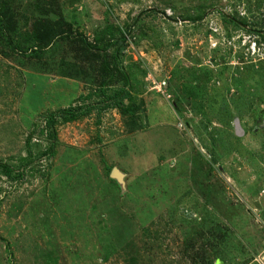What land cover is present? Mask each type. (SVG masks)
<instances>
[{
  "label": "rangeland",
  "instance_id": "374dc122",
  "mask_svg": "<svg viewBox=\"0 0 264 264\" xmlns=\"http://www.w3.org/2000/svg\"><path fill=\"white\" fill-rule=\"evenodd\" d=\"M0 264H264V0H0Z\"/></svg>",
  "mask_w": 264,
  "mask_h": 264
},
{
  "label": "trees",
  "instance_id": "16d2710c",
  "mask_svg": "<svg viewBox=\"0 0 264 264\" xmlns=\"http://www.w3.org/2000/svg\"><path fill=\"white\" fill-rule=\"evenodd\" d=\"M96 106H97V104H87V105H84L83 107L62 108V109H59L57 111L51 112L48 115V117H47V123H48V125L51 128V138L52 139L55 138V128H54V124L56 123V120L57 119H61V120H64V121L67 120V119H71L76 114L90 112ZM116 106L120 107V103L117 102L116 103ZM52 146H53V143H51V147Z\"/></svg>",
  "mask_w": 264,
  "mask_h": 264
},
{
  "label": "built area",
  "instance_id": "2783aa9c",
  "mask_svg": "<svg viewBox=\"0 0 264 264\" xmlns=\"http://www.w3.org/2000/svg\"><path fill=\"white\" fill-rule=\"evenodd\" d=\"M161 85H162V83L160 82V83H158V85H156V86L160 87Z\"/></svg>",
  "mask_w": 264,
  "mask_h": 264
},
{
  "label": "clouds",
  "instance_id": "9594fccd",
  "mask_svg": "<svg viewBox=\"0 0 264 264\" xmlns=\"http://www.w3.org/2000/svg\"><path fill=\"white\" fill-rule=\"evenodd\" d=\"M257 42V40H255Z\"/></svg>",
  "mask_w": 264,
  "mask_h": 264
},
{
  "label": "water",
  "instance_id": "95a60500",
  "mask_svg": "<svg viewBox=\"0 0 264 264\" xmlns=\"http://www.w3.org/2000/svg\"><path fill=\"white\" fill-rule=\"evenodd\" d=\"M114 172H115V170H114Z\"/></svg>",
  "mask_w": 264,
  "mask_h": 264
}]
</instances>
